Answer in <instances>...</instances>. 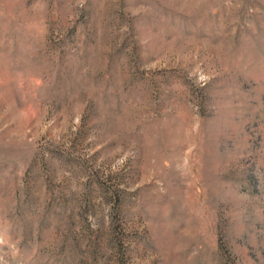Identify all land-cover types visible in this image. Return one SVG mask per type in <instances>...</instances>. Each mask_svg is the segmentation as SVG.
<instances>
[{
  "label": "rangeland",
  "instance_id": "rangeland-1",
  "mask_svg": "<svg viewBox=\"0 0 264 264\" xmlns=\"http://www.w3.org/2000/svg\"><path fill=\"white\" fill-rule=\"evenodd\" d=\"M0 264H264V0H0Z\"/></svg>",
  "mask_w": 264,
  "mask_h": 264
}]
</instances>
